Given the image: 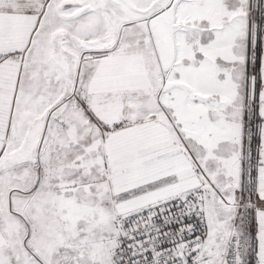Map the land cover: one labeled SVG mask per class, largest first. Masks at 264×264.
<instances>
[{
	"label": "snow or ice",
	"instance_id": "obj_1",
	"mask_svg": "<svg viewBox=\"0 0 264 264\" xmlns=\"http://www.w3.org/2000/svg\"><path fill=\"white\" fill-rule=\"evenodd\" d=\"M0 264H264V0H0Z\"/></svg>",
	"mask_w": 264,
	"mask_h": 264
}]
</instances>
